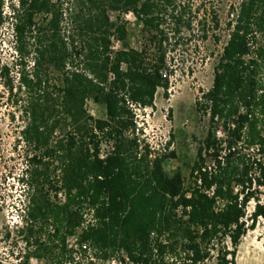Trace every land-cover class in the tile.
Segmentation results:
<instances>
[{
    "label": "trees",
    "instance_id": "obj_1",
    "mask_svg": "<svg viewBox=\"0 0 264 264\" xmlns=\"http://www.w3.org/2000/svg\"><path fill=\"white\" fill-rule=\"evenodd\" d=\"M80 1L78 10L79 0L68 9L62 0H0V29L10 22L16 39L19 84L8 65L1 75L10 93L27 97L22 138L36 152L27 165L20 231L34 249L23 264L33 257L48 264L88 257L238 264L243 238L264 217V0L233 7L214 84L197 100L210 130L189 185L181 172L166 173V154L142 143L138 109L156 108L160 88L168 95L177 52L186 64L193 37L200 34L198 51L211 38L208 26L220 28L219 15L196 0ZM66 11L70 43L62 28ZM110 11L138 18L141 48L130 45L127 20H112ZM88 98L105 104V119L88 114ZM42 220L52 225H37Z\"/></svg>",
    "mask_w": 264,
    "mask_h": 264
},
{
    "label": "rangeland",
    "instance_id": "obj_2",
    "mask_svg": "<svg viewBox=\"0 0 264 264\" xmlns=\"http://www.w3.org/2000/svg\"><path fill=\"white\" fill-rule=\"evenodd\" d=\"M240 0H196V4L204 3L219 15L221 25L215 30L208 26L211 38L198 46V51L193 47L200 39V34L193 37L188 61L180 64L183 54L177 52L179 61L175 62V75L172 78L168 95L160 88L156 95V108L138 109L139 123L144 128L140 133L142 143H150L157 151L167 155L165 170L169 176L181 172L187 185L191 182V173L198 157L201 142L210 130L209 117L203 115L197 108V100L202 91L212 88L215 78V67L220 55L229 39L228 22L233 19V7H238ZM12 0H7L11 3ZM72 0H62L64 8L68 9ZM83 5L79 0L78 10ZM8 14L10 9L7 8ZM70 13V12H69ZM66 11L62 24L66 40L69 31L73 30L70 14ZM112 20L116 21L122 15L128 22L130 31L129 41L134 48H141V23L133 13L121 14L118 11L109 12ZM197 30V28H196ZM198 34V33H197ZM214 35V36H213ZM219 40H215V38ZM81 39L77 38L79 42ZM15 35L10 22L5 23L0 29V264H23L26 251H33V246H27L23 238L22 219L25 213L30 189L27 182V165L35 148L25 142L22 131L27 119L24 114L27 97L25 93H10L5 82L8 76L1 75V67L8 65L10 75L15 78L18 85L19 57L16 53ZM70 43V40H68ZM115 49L121 48V43L113 39ZM192 48V49H191ZM192 56V57H191ZM181 57V58H180ZM72 67H80L73 66ZM190 66V68H189ZM52 79L61 84V75L52 69ZM17 101H19L17 103ZM86 109L89 115L97 119L107 117L106 106L88 98ZM62 129H57L56 135H62ZM104 150L109 146L104 144ZM49 193L55 198V190L49 188ZM64 200L63 194L59 195ZM255 202H251L249 212H253ZM89 220V218H88ZM251 223V221H250ZM37 225H52L51 222L40 221ZM69 244L77 247V237H71ZM29 264H48L43 259L31 258ZM75 264H109L99 259L83 258L76 260ZM110 264H117L116 262ZM238 264H264V217H260L253 229H250L243 238L238 251Z\"/></svg>",
    "mask_w": 264,
    "mask_h": 264
}]
</instances>
